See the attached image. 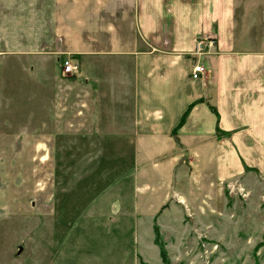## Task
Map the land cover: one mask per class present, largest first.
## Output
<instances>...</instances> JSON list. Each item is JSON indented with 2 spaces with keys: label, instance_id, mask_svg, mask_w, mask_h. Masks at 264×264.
<instances>
[{
  "label": "crops",
  "instance_id": "crops-1",
  "mask_svg": "<svg viewBox=\"0 0 264 264\" xmlns=\"http://www.w3.org/2000/svg\"><path fill=\"white\" fill-rule=\"evenodd\" d=\"M206 34L216 50L195 53ZM40 54L59 59V123L72 112L83 142L128 147L135 223L166 244L247 221L264 241V0H0V64L48 80Z\"/></svg>",
  "mask_w": 264,
  "mask_h": 264
},
{
  "label": "rangeland",
  "instance_id": "rangeland-1",
  "mask_svg": "<svg viewBox=\"0 0 264 264\" xmlns=\"http://www.w3.org/2000/svg\"><path fill=\"white\" fill-rule=\"evenodd\" d=\"M45 57L48 80L32 81L23 68L16 77L14 65L0 64V264H264V241L247 221L238 235L231 226L222 234L174 227L168 248L158 226L152 239L149 226L135 223L128 147L83 142L72 112L68 127L59 123L60 63L44 54L35 61ZM237 191L241 200L250 195ZM180 235L182 242L173 240Z\"/></svg>",
  "mask_w": 264,
  "mask_h": 264
},
{
  "label": "built area",
  "instance_id": "built-area-1",
  "mask_svg": "<svg viewBox=\"0 0 264 264\" xmlns=\"http://www.w3.org/2000/svg\"><path fill=\"white\" fill-rule=\"evenodd\" d=\"M216 50V37L212 34L200 35L195 41V50L197 54L208 53ZM75 65L69 58L61 60V73L63 75L72 73L75 69ZM194 73L203 74L205 72L203 65L195 64L192 68Z\"/></svg>",
  "mask_w": 264,
  "mask_h": 264
},
{
  "label": "trees",
  "instance_id": "trees-1",
  "mask_svg": "<svg viewBox=\"0 0 264 264\" xmlns=\"http://www.w3.org/2000/svg\"><path fill=\"white\" fill-rule=\"evenodd\" d=\"M154 228H158L157 225H155ZM155 230H156V229H155ZM156 231H157V230H156ZM155 234H156V233H155ZM155 240H156V242L158 243V245L160 244V245H159V247H160V252L163 253V252H164V249H163L162 246H161V241H160V238H159L158 235L155 236ZM161 255H162V254H161Z\"/></svg>",
  "mask_w": 264,
  "mask_h": 264
}]
</instances>
